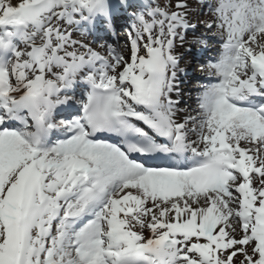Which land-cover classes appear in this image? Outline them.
<instances>
[{"label": "snow or ice", "instance_id": "obj_1", "mask_svg": "<svg viewBox=\"0 0 264 264\" xmlns=\"http://www.w3.org/2000/svg\"><path fill=\"white\" fill-rule=\"evenodd\" d=\"M0 264H264V0H0Z\"/></svg>", "mask_w": 264, "mask_h": 264}, {"label": "rangeland", "instance_id": "obj_2", "mask_svg": "<svg viewBox=\"0 0 264 264\" xmlns=\"http://www.w3.org/2000/svg\"><path fill=\"white\" fill-rule=\"evenodd\" d=\"M166 2H167V0H159V4H163V3H166ZM174 2H175V0H173V3ZM192 3H193V6H195V0H192ZM204 9L207 10L206 8H204ZM203 10L200 11V14L196 17V19H198V20H205V19H207L206 16H203V13H202ZM119 34H121V33H118V35ZM189 36H191V33H189ZM208 36L211 37V34L209 33ZM115 40H116V42H120V44H118V47H116V48L121 49V47L125 46V42H123V39H121V38H119V37L116 36V39ZM218 40H219V38H218ZM112 43H115V41H113V42L109 41V44H105V45L106 46L115 47V45H112ZM217 43L219 44L220 43V40L217 41ZM91 44H92V47H99L98 44H94V43H91ZM200 47L201 46H199V45H193V44L191 45V44H188V47L187 48H188V50H189L190 53L201 55L202 52H201ZM206 51H207L206 57L208 55L213 54V53L210 52V50H206ZM196 64H198L197 63V60H195L194 68H192L189 71H187L186 74L185 73H181L182 74V77L180 76V78L178 80L180 89H182L183 91H185V95L182 96V98H183L182 101H184V103H181V105H180L181 108H186V107L194 108L195 107V104L190 102V100H191L190 98L192 96H195V92L193 91V89H195L196 87H198V84L199 83H205V81L207 80V78H205L204 74H202L200 71L197 72L198 73L197 75L195 74L196 67L198 66ZM190 71H191V73H190Z\"/></svg>", "mask_w": 264, "mask_h": 264}, {"label": "bare ground", "instance_id": "obj_3", "mask_svg": "<svg viewBox=\"0 0 264 264\" xmlns=\"http://www.w3.org/2000/svg\"><path fill=\"white\" fill-rule=\"evenodd\" d=\"M202 13H203V16H206L207 17V10L204 9ZM189 37H191V36H189ZM217 39L218 38H212V39H210V41H208V44H207V47H209L210 52L213 51L212 53H214L215 58H216V56L218 54V51H219V48H220V45L214 44V42H215L214 40H217ZM188 44H190V43L185 42V44L183 45V47H180L179 45L177 47L178 54H180L182 56V59L180 60V67L181 68H184L186 70H188V69L191 68L192 64L194 63L192 60H193V58L195 56V55L189 54V51H188V48H187L188 47ZM124 49L125 48H121L119 51H116V52L118 54L119 53H124ZM180 92H181L180 99L182 100L183 99L182 96L184 95L185 91H182V89H180ZM190 99H191L190 102L191 103H194V98L191 97Z\"/></svg>", "mask_w": 264, "mask_h": 264}]
</instances>
